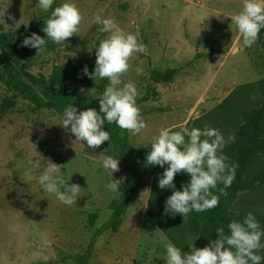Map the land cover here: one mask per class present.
I'll return each mask as SVG.
<instances>
[{"label": "rangeland", "instance_id": "374dc122", "mask_svg": "<svg viewBox=\"0 0 264 264\" xmlns=\"http://www.w3.org/2000/svg\"><path fill=\"white\" fill-rule=\"evenodd\" d=\"M64 3H74L83 15L77 35L65 44L51 41V49L38 54L33 67L14 63L8 69L0 54V264H78L83 259L86 264H166L169 241L146 224V211L170 232L182 252L190 251L192 244L201 248L181 215L164 212L167 197L155 190L154 176L126 159H118L120 171L112 178L124 177L123 183L135 180L140 187L117 232L102 231L119 200L105 187L111 179L102 167L105 157L99 149L76 141L70 126L63 128L50 109L27 102L8 85L7 72L39 102L43 101L40 86H49L80 107L99 111L109 81L94 76V86L87 88L83 68L87 66L89 72L93 67L94 72L95 50L109 35L99 31L94 16L112 18L123 32L137 35L147 49V54L133 56L129 72L122 77L125 83L137 85V106L147 124L135 136L125 131L134 149L149 152L161 130L179 131L185 126H208L225 138L235 133L237 139L245 120L261 110L264 128V73L256 69L258 49L255 44L243 46L231 20L242 10L243 0H54L48 12L40 9L39 0H0V29L8 35L26 30L29 36L35 32L43 38L41 25L51 10ZM137 68L142 69L139 75ZM72 69L78 79L58 84ZM152 71L177 74L171 83L150 85ZM81 87L84 93L79 92ZM37 160L40 169L30 172ZM50 161L61 165L65 178L71 175L69 184L80 186L76 205L62 204L38 183ZM258 174H264L263 156L251 163L246 189L223 204L228 219L251 213L264 220V184L251 180ZM207 212L194 213L206 219ZM90 215L96 216L92 224ZM259 254L264 256V250Z\"/></svg>", "mask_w": 264, "mask_h": 264}, {"label": "clouds", "instance_id": "9594fccd", "mask_svg": "<svg viewBox=\"0 0 264 264\" xmlns=\"http://www.w3.org/2000/svg\"><path fill=\"white\" fill-rule=\"evenodd\" d=\"M54 0H39L43 12L52 9ZM8 19L15 22L11 14ZM242 36L243 46L252 47L264 29V0H243L242 10L231 17ZM83 15L74 3H64L51 10L50 18L44 24L42 31L47 40L54 44H65L68 38L77 35ZM93 23L101 25L99 31L108 33L106 39L100 41L95 50V69L89 73L87 66L83 74L93 78L107 79L108 85L99 99V112L89 107L78 111L72 105L64 109L62 127L69 128L75 140L85 142L87 147L96 151L105 141L110 140V133L103 130L105 121L115 123L121 130L135 136L147 127L142 119L141 109L137 106L140 95L134 82H124L122 77L130 70V61L137 53L147 54L146 46L138 40L137 35L125 33L119 29L112 18H102L95 15ZM26 27L28 22L24 24ZM46 39L33 32L26 36L20 47L37 49L36 54L46 50ZM141 74L142 69H136ZM79 92L84 93L81 87ZM103 114V115H102ZM236 134L227 138L220 130L205 126L203 129L182 127L179 131L163 129L151 142V150L146 155V163L164 168L158 179L160 189H172V194L166 199L164 212L181 215L183 219L195 212H204L218 206L220 196L227 195L226 189L235 179L237 165L229 163L223 149L234 143ZM168 165V167H164ZM39 160L35 161L34 171L40 169ZM102 167L110 174V181L105 187L119 195L124 177L113 179L112 174L119 172V160L106 156ZM184 173L189 181L182 184L181 190H176L174 178L176 174ZM71 175L65 178L61 173V165L50 163L38 177V183L43 190L55 195L58 201L66 206L76 205L81 188L78 184H69ZM219 195L214 194L217 189ZM229 234L223 227L215 232L218 238L209 242L208 246L196 248L193 244L190 251L182 252L181 248L172 243L165 245L166 264H262L264 256L259 253L264 250V229L256 217L249 213L242 222L233 220L228 224ZM155 250L153 249V252ZM151 255V253H150Z\"/></svg>", "mask_w": 264, "mask_h": 264}, {"label": "trees", "instance_id": "16d2710c", "mask_svg": "<svg viewBox=\"0 0 264 264\" xmlns=\"http://www.w3.org/2000/svg\"><path fill=\"white\" fill-rule=\"evenodd\" d=\"M44 24L45 22L40 27V33L43 34V38L47 40L46 34L42 31ZM26 36H29L26 30H19L11 35H8L0 29V54L5 58L7 62L6 67L8 69H10V66L14 63H19L23 67H33L38 64L39 55L36 54L35 48L20 47L21 42ZM50 42L51 40H47L45 51H49L51 49ZM255 46L258 49L259 60V64L256 66V69H258L259 72L264 73V29H261ZM75 73V70L72 69L58 81V84L71 80H77L78 78ZM89 73H93V67L90 68ZM176 74V71H167L165 73L152 71L150 73V85L171 83ZM7 75L8 85L19 91L27 102L39 109H50L59 120H61L63 116L64 109L69 105L76 107L78 111H83L90 107H80L77 102L67 99L65 96H62L60 92L51 90L49 86H40L39 89L43 92V101L39 102L34 96L27 92L25 86L16 81L15 75L12 74L10 70H8ZM86 84L87 88L93 87L94 76L92 79L88 76ZM262 111L263 110L256 114L255 117L245 120L246 124L239 133L235 142L231 143L224 151V154L228 157L230 164L235 163L237 165L235 179L231 186L226 189L227 195L220 196L218 206L207 212L206 219H199L198 216L195 215V211L191 212L188 217L184 219L189 235L198 241L201 248L208 246L210 241L218 238V235L215 232L217 228L223 227L225 234L227 235L229 234L228 224L230 222L233 220L242 222L246 217L244 215H239L235 218L228 219L222 208L225 202H228L246 189L245 179L251 163L259 157H264V128L262 126ZM97 112L99 111L97 110ZM2 113L3 110L1 108L0 117ZM102 127L103 130L110 133V140L105 141L99 148H97L100 150L101 155L104 157L112 156L116 159H126L131 162H138L141 166L146 168L149 174L154 176L153 183L155 190L163 193L168 198L172 194L173 190H162L158 187V179L162 175L164 168L148 165L146 163V155L148 152L134 149L128 140L127 133L124 130H121L115 123L108 124L107 121H105V124ZM164 167L166 168L168 165H165ZM189 179L190 178L187 174H176L174 178L176 190H181L182 184L187 183ZM251 180L255 181L258 185H263L264 174H258L254 178H251ZM139 187V183L135 180L122 183L120 186L119 200L112 206L111 216L102 226V231H109L112 234L117 232L120 226V220L126 212L127 205L134 198L139 190ZM213 192L214 194L219 195L218 190L214 189ZM145 214L149 225L156 228L165 237V239H167V241L178 247L176 240L171 236L170 232L165 230L161 224L156 223L148 211H146ZM88 220L89 223L92 224L96 220V216L90 215ZM201 221H205V224L202 225ZM257 221L260 223L261 229H264V220ZM262 240H264V237H262ZM84 261L85 259L77 263L86 264Z\"/></svg>", "mask_w": 264, "mask_h": 264}, {"label": "crops", "instance_id": "0c3cea01", "mask_svg": "<svg viewBox=\"0 0 264 264\" xmlns=\"http://www.w3.org/2000/svg\"><path fill=\"white\" fill-rule=\"evenodd\" d=\"M110 216H111V212L109 213V218H110ZM109 218H108V220H109ZM108 220H107V221H108ZM107 221H106V222H107ZM106 222H105V223H106ZM146 224H148V225H149L148 221H147V223H146ZM103 225H104V224H103ZM149 226H150V225H149ZM153 228H154V227H153Z\"/></svg>", "mask_w": 264, "mask_h": 264}]
</instances>
